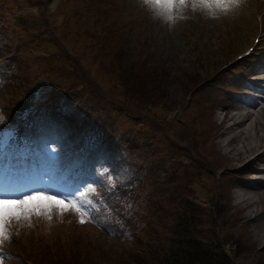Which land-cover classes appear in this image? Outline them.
<instances>
[{"label":"rangeland","instance_id":"374dc122","mask_svg":"<svg viewBox=\"0 0 264 264\" xmlns=\"http://www.w3.org/2000/svg\"><path fill=\"white\" fill-rule=\"evenodd\" d=\"M83 3L85 5L79 7ZM107 4L113 12L103 23L108 19L115 22L121 37L116 50L124 53L122 59L127 57L137 65L153 67L139 82L142 89L128 92L129 102L143 112L127 108L130 114L123 112L124 109L117 113L119 123L128 132L126 141L121 148H114L108 155L104 152L99 158L107 156L108 161L116 162L115 177L119 179L127 177L133 163L138 164L143 159L149 167L146 178L151 181V196L158 203H149L145 213L142 207L137 206L136 213H141L145 225L133 228L135 234L125 240H112L102 230L77 224L67 215L55 220L50 216L43 217V220L39 216L32 217L33 221L16 228L8 241L13 248V256L7 264H32L28 258L29 254L32 257L35 253L30 243L32 237L65 238L78 231L83 234L78 244L81 242L79 246H86L87 251L78 248V256L63 258L64 264H164L162 254L168 248L166 238L171 235L168 218L162 219V213L181 216L191 206L184 198H195L199 202L191 210L195 212L193 222L200 224L202 236L205 237L207 231L208 239L221 241L227 233L229 240L241 235L246 247L243 251L236 250L237 255L231 258L232 264H264V226L258 229L256 217L251 215L264 205V197L259 203H241L235 190L242 182L231 170L240 165L241 160L252 156L251 151L256 147L245 150L244 145L251 144L254 138L238 142L236 148H225L221 134L223 122L219 120L223 113L220 109L232 110L233 105L240 103L237 98L241 92L239 86L236 87L237 92L226 88L230 85L232 72L228 68L225 71L219 68L223 67V61L231 60L243 49L256 47L257 54L264 49V0H242L226 10H209L199 4L194 7L192 0H187L184 5L176 4L171 9L169 15L172 19L168 23L162 22L166 17L151 0L147 3L145 0H117L115 4ZM97 8L93 0H0V29L5 36V45L0 49V63L10 60L5 66L7 72L2 75L5 81H0V103H7L8 99L15 97L16 91H21L18 88L12 90L9 77L15 76L18 70L25 72L27 69H45L46 74L58 73L66 77L79 76L77 72L83 71L105 100L116 104L117 101H127L122 87L112 80L115 73L124 75L123 69L117 68L111 58L107 64L103 48L94 53L91 45L101 27L97 25L100 20ZM257 15H261V22ZM171 22L174 23L169 27ZM93 54L104 64H99ZM256 57H245L236 68L251 66ZM218 71L224 74L220 80H213ZM7 75L10 76L6 78ZM204 77L207 78L202 80ZM197 80H202L197 91L204 96L203 105L195 101L202 99L201 96H192L191 88ZM152 89L157 95H149ZM197 115L200 119L195 118ZM258 118L264 129V114L259 113ZM192 120L196 128H203L197 134V140L193 139L195 130L189 126ZM47 128L39 142L43 150L41 157L51 164L60 149L61 135L57 133L60 125L51 130ZM133 136L143 143L144 148L130 151ZM191 139L193 143H190ZM256 143L264 145V139H257ZM206 145L213 153L209 150L216 168L206 162ZM177 149H183L179 154L183 157L178 156ZM159 165H163L165 170L158 172ZM252 166L256 163L249 162L240 174L251 176L254 173L250 170ZM2 182L6 188L11 186L6 180ZM30 182L33 183L31 186L21 183L17 186L25 194L35 188L65 198L61 193L62 187H66L65 182L53 183L47 175H32ZM249 189L245 186V191ZM255 191L258 195L264 189L255 188ZM0 197L10 198L3 193ZM67 199L76 204L74 200ZM212 206L215 208L213 221L218 224L216 228L211 227L212 223L206 224ZM224 221H228L226 227Z\"/></svg>","mask_w":264,"mask_h":264},{"label":"trees","instance_id":"16d2710c","mask_svg":"<svg viewBox=\"0 0 264 264\" xmlns=\"http://www.w3.org/2000/svg\"><path fill=\"white\" fill-rule=\"evenodd\" d=\"M93 2L98 6L97 14L100 16V20L97 25L101 27L100 32L93 37L91 45L94 47V53L103 48V51L107 55L106 59L108 58L107 64L110 62L109 58H111L115 60L117 68L123 69L124 75L121 74L118 76V74L115 73L112 80H116L118 85L122 87V92L127 101L124 103L117 101L116 104L105 100L99 89L93 85L90 78L86 76L83 71L77 72L79 76L74 75L66 77L59 75L58 73L55 75L46 74L47 71L45 69H38L35 71L27 69L25 72L18 70V73L15 72V76L9 77L10 75H7L6 78L9 77L12 90L18 88L21 91L18 93L16 91L15 97L8 99L7 103H0L1 151L9 149L16 136H18L16 139L17 145L23 146L25 144L29 137L23 134V125H25V122L38 111L50 112L55 116L63 115L62 117L68 119V124L70 125H74V123L83 125L86 123L87 126L81 127L80 129L83 139L80 141L77 148L79 153L84 151L85 146L89 141L93 146L97 145L101 140L107 141L110 146H121L126 141L128 132H126L119 123L121 121L119 120L117 113L122 112L121 109H124L123 112L128 115L130 112L127 108L132 111L143 112L142 109L129 102L128 92L130 93L131 91L134 92L142 89L139 88V82L145 78V74L148 71H151L153 65H137L132 59L127 57L122 59L124 53L116 50L121 41L120 32L119 30L116 31L115 22L113 20L108 19L107 22H103L108 18L110 15L109 13L113 12L107 3L113 2L115 4L117 0H93ZM84 5L85 3L79 7H83ZM2 33L3 32L0 29V49L5 45V36ZM92 56L98 60L99 64H104V61L102 62L95 54ZM9 62L10 60L7 59L5 66L9 64ZM3 69L7 72L5 67ZM113 70L114 69L111 71ZM40 86H43L42 89L38 93H35L34 90ZM199 86H201L199 80L195 81L192 85L191 90H193L192 96H194V98H196L197 95L200 96L199 92L196 90ZM187 93L189 94V92ZM149 95H157L156 90L152 89ZM38 96H46V99L40 101L37 98ZM196 102L203 105L204 98L200 100L196 99ZM195 118H199V116L197 115ZM137 120L142 122L141 119ZM142 123L137 126L140 127ZM202 123L204 124L203 121H200V124ZM189 126L195 130L196 135H194L193 139L197 140V134H200L203 131V128H196L193 124V120L192 125ZM178 137L182 139V136L178 135ZM193 139L190 140V143L194 142ZM131 141L132 151L144 148L143 143H140L136 136H133ZM176 151L180 158L184 156L182 154L179 155L180 153H183V149H177ZM206 157V162H209L212 168H216L217 165L214 164L215 159L213 158L212 160L207 153ZM157 170L164 171L165 169L163 165H159ZM150 183L151 181L149 179L138 175L133 176L132 179L127 180V182L121 185L120 190L122 193H127L130 189L131 193L135 195V197H132L137 202L134 210L139 205L145 213L148 210L147 207L149 203H158V200L151 196ZM184 201L191 204V206L189 209H186L181 216L176 217L174 213H162V219H164V217L168 218L167 223L169 224L171 235L166 238L167 244L165 245H167L168 248L163 252V254H166L162 257L163 263L232 264L231 258L237 255L236 250L241 249L240 251H243V248L246 247V243L241 241V235H237L235 239L229 240L227 233V236L223 237L224 239L221 241L218 239H208L206 236L207 231H205V237L202 236L200 224L198 222L197 224L193 222L195 212L194 210H191L196 203H199L198 200L195 198H184ZM214 213L215 208L212 206L209 209L206 224L211 225L212 223L211 227L216 228L218 227V224L215 220L213 221V217L215 216ZM149 214L150 213H148V215ZM219 216H222V214H219ZM129 217L133 224L137 226L145 225V221H143L140 212L139 214H130ZM49 218L52 220L57 218L62 219L63 215L52 214ZM39 219L43 220L45 218L39 216ZM8 221V224L3 230L4 242L0 240V264H7L8 260H11L13 256V248L9 245L10 242L8 241L12 239L15 229L26 226L33 220H26L20 217L19 219L12 218ZM227 223L228 221L223 222L224 227H226ZM82 237L83 234L81 231L70 234L65 238H46L42 235L32 237L30 238V243L34 248L35 253L32 257L29 254V261L32 264H64L63 258L74 259L78 256V248L87 251L86 246H79L81 242L78 244ZM17 247L19 246L17 245L16 249ZM4 257L6 260H3Z\"/></svg>","mask_w":264,"mask_h":264},{"label":"bare ground","instance_id":"6f19581e","mask_svg":"<svg viewBox=\"0 0 264 264\" xmlns=\"http://www.w3.org/2000/svg\"><path fill=\"white\" fill-rule=\"evenodd\" d=\"M262 15H264V12ZM261 59L263 63L255 64L254 68L255 72H258L259 74H254L250 77L252 80L249 84V87L252 90L251 95L245 98V102L242 101L239 104H235L232 107V110H228L226 108L220 109V113L223 110V113L221 114L222 117H220L219 120L220 122H223L221 134H223L225 148H236V144H238V142L241 143L254 138V141H252L251 144L245 143L244 145L245 150L249 148L254 149L256 147L253 151H251L252 156L244 161L241 160L242 162L239 166L231 169L234 170L233 172H235V176L240 177V182H242L240 186L236 187L237 190H235V192L236 197L240 198V202L244 203L245 205H249L254 202L259 203V200L264 197V192L257 195L255 191V188L264 189V145L258 146L256 143L257 139H264V129L261 127L263 123L261 124L258 118L259 113L261 115L264 114V52ZM235 62H237V60H234L220 70H226ZM206 78L207 77H204L202 80ZM218 78L219 73H215L213 80H217ZM202 80H199L201 85ZM203 85L205 86L204 83ZM199 94L203 99L204 96L200 92ZM215 135L214 138H216ZM249 162L256 163V166L250 167V170H252L254 173L251 176L245 177L240 173L246 168ZM245 186H248L250 189L245 191ZM251 215L256 217L254 219L256 222V227L261 229L264 226V205H262V207L256 208Z\"/></svg>","mask_w":264,"mask_h":264},{"label":"snow or ice","instance_id":"6c2138e0","mask_svg":"<svg viewBox=\"0 0 264 264\" xmlns=\"http://www.w3.org/2000/svg\"><path fill=\"white\" fill-rule=\"evenodd\" d=\"M187 0H151L153 6L161 11L169 20L172 19L169 15L171 9L176 5H184ZM242 0H192L195 7L197 4L211 10L212 8H220L226 10L231 6L240 4ZM75 208L70 200L61 198L58 195H50L41 190H33L30 194L20 198L0 197V236H4V228L6 222L12 218L19 219L30 215L49 214L53 209L61 211L68 208ZM85 222L84 220L80 221ZM6 238V237H5Z\"/></svg>","mask_w":264,"mask_h":264},{"label":"clouds","instance_id":"9594fccd","mask_svg":"<svg viewBox=\"0 0 264 264\" xmlns=\"http://www.w3.org/2000/svg\"><path fill=\"white\" fill-rule=\"evenodd\" d=\"M147 2H148V0H145V3H147ZM169 21H171V20H169V19L166 18V20H164L162 22L168 23ZM172 23H174V22L169 23V27H172Z\"/></svg>","mask_w":264,"mask_h":264}]
</instances>
